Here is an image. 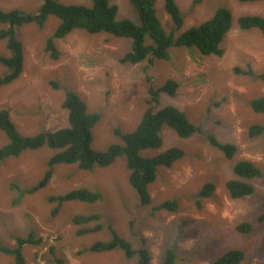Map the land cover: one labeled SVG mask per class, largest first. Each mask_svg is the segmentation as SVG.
<instances>
[{
	"label": "rangeland",
	"instance_id": "1",
	"mask_svg": "<svg viewBox=\"0 0 264 264\" xmlns=\"http://www.w3.org/2000/svg\"><path fill=\"white\" fill-rule=\"evenodd\" d=\"M59 1L91 4L89 0ZM41 2L0 0V8L34 11ZM108 2L117 6V19L139 24L128 0ZM176 3L183 18L177 34L209 19L219 6L231 10L234 25L219 43L223 50L220 56L172 47L168 61L124 63L121 59L130 49V39L74 30L55 40L60 56L54 60L45 51V41L59 23L56 18L48 17L42 27L30 23L21 28L23 70L13 82L0 87V109L8 111L20 134L34 135L67 126L62 102L64 91L72 90L86 103L87 111L99 115L91 130L90 147L104 151L111 144L121 143L115 129L127 133L139 124L150 98L149 86L157 89L168 79L176 81L178 88L173 96L160 92L153 109L174 106L199 127L190 137L182 138L163 126L159 131L160 147L140 152L153 156L179 148L185 153L172 166L157 168V177L149 185V206L140 204L130 186L124 156L91 171L80 170L76 164L55 165L49 183L32 193L25 191L39 182L47 159L56 150L43 146L0 160V247H16V237L29 232L40 239L38 244L22 247L24 264H53L57 255L63 264H136L137 256L128 259L118 249L102 253L86 250L96 241L110 239L109 226L132 247L147 248V264H162L169 248L176 256L174 264H211L232 248L244 253L239 264H264V222L257 221L264 212V129L258 135H249L254 125L264 128V113L253 112L249 104L251 99L264 96V83L233 70L238 66L264 71V31L240 30L236 24L241 15L264 18V0ZM162 5V0L155 1L156 15L168 29L172 22ZM0 55H10L2 40ZM5 71L0 65V74ZM209 136L222 144H234V156L226 159L210 144ZM7 141L0 131V148ZM244 159L253 162L260 175L245 180L254 187L253 194L232 199L225 182L234 175L233 163ZM205 182L214 183L215 189L211 197L195 205L196 193ZM77 188L96 192L100 199L91 203L71 200L60 205L49 200ZM166 199L177 201L176 212L152 210L153 205ZM56 207L58 211L52 215ZM92 213L100 214V219L91 224L100 223L102 229L77 235L79 226L72 222L73 217ZM242 223H250L251 230L238 231L236 227ZM0 264H14L13 258L0 252Z\"/></svg>",
	"mask_w": 264,
	"mask_h": 264
},
{
	"label": "trees",
	"instance_id": "2",
	"mask_svg": "<svg viewBox=\"0 0 264 264\" xmlns=\"http://www.w3.org/2000/svg\"><path fill=\"white\" fill-rule=\"evenodd\" d=\"M90 5L64 4L59 0H42L34 11H24L19 8L4 10L0 8V40L5 41L6 48L10 52L8 56L0 55V65L6 71L0 74V87L10 84L19 77L23 70V46L21 41V28L33 23L42 27L48 17L56 18L59 23L45 41V51L56 60L60 52L56 47L55 40L65 37L74 30L84 31L88 34L105 33L109 36L130 39V49L122 57L121 62L137 64L147 60L154 64L156 60L168 61L169 50L172 47H186L194 49L201 55L220 56L223 50L219 43L233 27V15L229 8L217 7L213 15L194 26H191L177 34L183 25V18L178 9L176 0H162L163 10L172 22L171 28H165L156 15V0H128L139 18V24L130 19H117V6L110 4L108 0H89ZM243 3L263 0H238ZM240 30L257 29L264 31V18L258 15H241L236 20ZM237 74L255 77L264 83V71L255 72L250 67L246 70L238 66L233 68ZM178 88V83L168 79L164 85L155 89L149 86L147 107L142 113L139 124L133 131L127 133L115 129L114 133L121 139V143L111 144L104 151H96L90 147L91 130L98 122L99 115L87 111L86 103L72 90L64 91L62 107L67 111V126L55 129L54 131H40L34 135H22L17 130L15 123L11 120L6 109H0V131L5 134L7 143L0 148V160L8 157H19L25 150H36L43 146L56 150L47 159V168L39 182L26 189L25 192H35L44 187L52 178V167L55 165L76 164L78 169L91 171L97 166L107 167L117 157L124 156L129 171L128 182L135 190L142 206L152 204L149 192V185L157 177L158 167H170L184 156V151L179 148H169L159 154L151 156L141 155V151L158 148L161 145L159 131L163 126L171 128L182 138L190 137L199 127L190 122L185 113L174 106H165L162 109L154 110L158 103L160 92L173 96ZM249 104L253 112L264 113V96L251 99ZM263 127L254 125L250 128V136L258 135ZM210 144L218 149L226 159H231L235 152L234 144L220 143L213 136H209ZM233 177L225 182L228 195L232 199H239L253 194L254 187L245 180L257 177L260 171L256 165L249 160H237L232 167ZM215 184L205 182L197 191V202L199 205L202 199L211 197ZM23 197V196H22ZM100 195L85 188L72 189L60 196H51V202L57 201L60 205L63 202L78 200L80 202H95ZM178 203L174 199H166L152 206L154 212L165 210L176 212ZM58 207L52 215H56ZM100 214L92 213L82 216L75 215L72 222L78 229L76 234L82 236L91 232H98L102 225L96 222ZM258 222H264V212L258 215ZM85 224H91L84 227ZM111 237L107 241H96L92 243L87 251L94 253L121 250L124 257L132 259L137 256L136 264H147L149 251L147 248H134L128 240H122L121 236L111 227H108ZM238 231L248 232L251 230L250 223L239 224ZM16 247H0V252L10 255L14 264H24L22 254L24 245L40 243V239L29 232L27 236L16 237ZM53 253V251H51ZM81 254L80 251L77 252ZM54 256V253H53ZM244 253L241 249L232 248L227 250L220 257H217L211 264H239ZM132 257V258H131ZM176 256L172 249H167L162 264H174ZM53 264H63L59 256L53 258Z\"/></svg>",
	"mask_w": 264,
	"mask_h": 264
},
{
	"label": "bare ground",
	"instance_id": "3",
	"mask_svg": "<svg viewBox=\"0 0 264 264\" xmlns=\"http://www.w3.org/2000/svg\"><path fill=\"white\" fill-rule=\"evenodd\" d=\"M67 72H68V71H67ZM67 75H68V74H67ZM244 81H245V80H244ZM201 87H202V85H201ZM263 91H264V90H263ZM109 94H110V93H109ZM109 94H108V95H109ZM110 99H111V98H110ZM114 100H115V99H114ZM118 102H119V101H118ZM121 115H122V114H121ZM121 115H120V116H121ZM121 119H122V118H121ZM124 120H125V119H124ZM224 205H225V204H224ZM26 222H27V221H26ZM140 234H141V233H140ZM140 236L142 237V235H140ZM146 237H147V236H146ZM120 238H122V237H120ZM130 238H131V236H130ZM122 240H123V238H122ZM124 240H125V239H124ZM144 240H145V239H144ZM76 254H77V253H76ZM131 258H132V257H131ZM148 259H149V258H148ZM150 259H151V258H150ZM61 260H62V259H61ZM63 263H64V262H63ZM100 264H101V263H100Z\"/></svg>",
	"mask_w": 264,
	"mask_h": 264
}]
</instances>
